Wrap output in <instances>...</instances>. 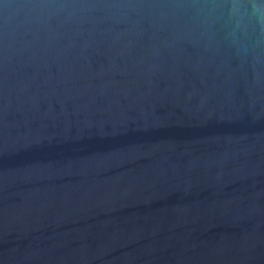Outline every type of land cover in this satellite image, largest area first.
I'll list each match as a JSON object with an SVG mask.
<instances>
[{"label":"water","instance_id":"95a60500","mask_svg":"<svg viewBox=\"0 0 264 264\" xmlns=\"http://www.w3.org/2000/svg\"><path fill=\"white\" fill-rule=\"evenodd\" d=\"M0 264H264V0H0Z\"/></svg>","mask_w":264,"mask_h":264}]
</instances>
